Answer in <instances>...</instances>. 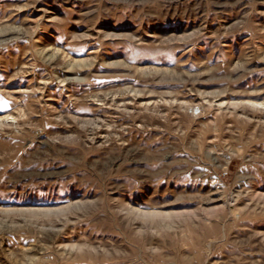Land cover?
<instances>
[{
    "label": "rangeland",
    "instance_id": "rangeland-1",
    "mask_svg": "<svg viewBox=\"0 0 264 264\" xmlns=\"http://www.w3.org/2000/svg\"><path fill=\"white\" fill-rule=\"evenodd\" d=\"M0 264H264V0H0Z\"/></svg>",
    "mask_w": 264,
    "mask_h": 264
}]
</instances>
